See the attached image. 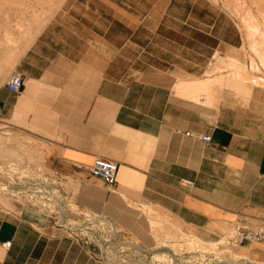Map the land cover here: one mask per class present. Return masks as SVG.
<instances>
[{
    "label": "crops",
    "instance_id": "crops-1",
    "mask_svg": "<svg viewBox=\"0 0 264 264\" xmlns=\"http://www.w3.org/2000/svg\"><path fill=\"white\" fill-rule=\"evenodd\" d=\"M231 1L63 0L27 44L6 31L0 132L32 145L67 199L122 239L156 249L258 227L264 26L243 24ZM97 157L118 162L115 184L92 174ZM225 252L264 264V242ZM0 264L105 263L42 207L0 196Z\"/></svg>",
    "mask_w": 264,
    "mask_h": 264
},
{
    "label": "built area",
    "instance_id": "built-area-1",
    "mask_svg": "<svg viewBox=\"0 0 264 264\" xmlns=\"http://www.w3.org/2000/svg\"><path fill=\"white\" fill-rule=\"evenodd\" d=\"M24 83V76L14 72L9 77L7 86L10 90L20 92ZM186 134L206 142L211 140L208 134L191 131H187ZM118 168V162L97 157L91 172L105 178L110 185H113L117 180ZM186 185L192 186L193 182L186 181ZM20 193L27 203L45 209L54 222L67 228L72 235L91 248L93 254L105 264H238L240 261L256 264L233 254L229 257L230 255H225V250L231 246L264 242L263 213L258 227L253 228L238 223L231 234L213 243L199 242L197 246L183 244L179 250L166 246L153 249L122 239L120 230L115 224L105 217L82 210L75 202L67 199L56 183L44 172H41L39 177L24 183ZM79 210L81 213H86L85 221L80 225L75 224L74 219L70 217L74 211ZM10 244L11 241L5 242V246Z\"/></svg>",
    "mask_w": 264,
    "mask_h": 264
},
{
    "label": "rangeland",
    "instance_id": "rangeland-1",
    "mask_svg": "<svg viewBox=\"0 0 264 264\" xmlns=\"http://www.w3.org/2000/svg\"><path fill=\"white\" fill-rule=\"evenodd\" d=\"M62 1L0 0V45L3 46L2 43L5 45L6 31L15 36V45L23 46L27 44L28 39L34 37L38 32L36 26H34L35 29L30 33L29 37H26L24 33L34 18L43 19L47 16L48 20ZM231 2L237 17L243 24H245V17L248 16V19H253V24L264 26V0H232ZM224 4H226V1ZM261 36L264 37V33ZM10 151L14 152V154ZM41 172H43V166L34 153L32 145H25L22 139L11 131L0 132V196L2 198L10 203L20 204L21 201L26 202L24 197H21L22 186L24 183L39 177ZM73 213L70 217L74 219L75 224L80 225L85 221L86 213H81L80 210ZM183 236L196 238V240L192 239L188 242L189 246H197L200 242L199 238L194 235ZM182 245V243L173 245V243L164 242L161 247L166 246L179 250ZM238 264L248 263L240 261Z\"/></svg>",
    "mask_w": 264,
    "mask_h": 264
},
{
    "label": "bare ground",
    "instance_id": "bare-ground-1",
    "mask_svg": "<svg viewBox=\"0 0 264 264\" xmlns=\"http://www.w3.org/2000/svg\"><path fill=\"white\" fill-rule=\"evenodd\" d=\"M27 2V1H26ZM27 5V4H26ZM33 5V4H32ZM49 11V10H48ZM44 12V11H43ZM45 15V14H44ZM40 19V18H39ZM33 25V24H32ZM35 26V25H34ZM29 30V29H28ZM14 65V64H13ZM12 154H14V152L10 151ZM17 168V167H16Z\"/></svg>",
    "mask_w": 264,
    "mask_h": 264
}]
</instances>
